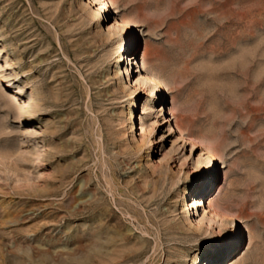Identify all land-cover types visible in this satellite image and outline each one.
Returning a JSON list of instances; mask_svg holds the SVG:
<instances>
[{
    "label": "rangeland",
    "instance_id": "rangeland-1",
    "mask_svg": "<svg viewBox=\"0 0 264 264\" xmlns=\"http://www.w3.org/2000/svg\"><path fill=\"white\" fill-rule=\"evenodd\" d=\"M91 1L0 0V264H264V0Z\"/></svg>",
    "mask_w": 264,
    "mask_h": 264
},
{
    "label": "bare ground",
    "instance_id": "bare-ground-1",
    "mask_svg": "<svg viewBox=\"0 0 264 264\" xmlns=\"http://www.w3.org/2000/svg\"><path fill=\"white\" fill-rule=\"evenodd\" d=\"M102 5H103L102 4V0H93V1H91L90 8H91L92 13L93 14H95V13L99 14L100 13V10L102 9ZM139 128L143 130V126H141Z\"/></svg>",
    "mask_w": 264,
    "mask_h": 264
}]
</instances>
